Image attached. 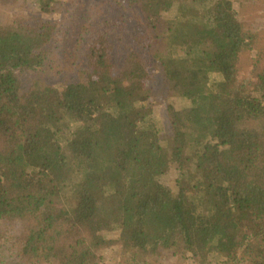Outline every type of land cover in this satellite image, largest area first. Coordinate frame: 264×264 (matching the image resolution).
<instances>
[{
  "label": "trees",
  "instance_id": "obj_1",
  "mask_svg": "<svg viewBox=\"0 0 264 264\" xmlns=\"http://www.w3.org/2000/svg\"><path fill=\"white\" fill-rule=\"evenodd\" d=\"M30 1L0 21V264H264V0ZM132 8L118 65L109 19ZM155 76L187 102H164L169 134Z\"/></svg>",
  "mask_w": 264,
  "mask_h": 264
},
{
  "label": "rangeland",
  "instance_id": "obj_2",
  "mask_svg": "<svg viewBox=\"0 0 264 264\" xmlns=\"http://www.w3.org/2000/svg\"><path fill=\"white\" fill-rule=\"evenodd\" d=\"M21 3L14 5V6L0 4V21L2 22L6 21L10 17H13L17 15L18 13L26 11L27 8L29 9L28 13H30L32 10L31 1L22 0ZM55 3L60 11L54 12L50 15H45V18H48L51 20H60L63 14H66L70 8V0H56ZM123 15H124V18L122 21V25H116L114 23L118 16V11L112 12L110 15V19H109V28L111 30L110 38H112L111 40L114 45L113 60L118 65L121 63L122 57H124V55L126 54L127 46L132 44V36L134 38V35L137 33V31L140 30V26H141V14L138 10L132 8L128 11H125ZM241 16L243 17V15ZM249 25H252V24H249ZM255 44H256L255 49L257 48L263 49L264 31H260L259 36L257 38V42ZM250 53L247 51L243 52L241 54L242 60L249 58ZM74 54H75L74 51H71L70 55H74ZM71 59L73 58L71 57ZM242 68H244V71H245V67H242ZM85 69L86 68H85L84 60L81 57L77 56L75 59V63H70L68 60H60V61L58 60V62H56V65H52V69H49V72H47L46 70H40V71H35L31 73H26V74L23 73L22 83L23 85H26L27 82L31 79V77L33 78L42 77L44 78L45 81H48V82H56L55 80L63 81L64 79L69 80L71 79V77L77 78V76L82 75L83 71L85 73ZM65 70L70 73L69 76H62L61 73L60 74L57 73L59 71H65ZM211 76L214 78H218V76H216L215 74ZM152 84L155 86V89H154V92L156 95L155 98L159 101L157 106L154 107L155 108L154 109L155 119L157 120L159 126L161 125V127L163 128L164 130L163 132L165 134H169L171 131V128H170L171 126H170V122L168 119V115L166 113V107H165L164 102L172 103L176 109L182 108L183 106L187 104V102L185 101L184 98H181V97L166 96V90H164V88L162 87L161 80L158 76L154 77V81H152ZM168 173L169 174L163 177V182L166 183L167 185L175 177L174 171H171ZM116 256L117 255L113 250H106L105 252L102 253L101 264H114L117 261ZM174 259L173 261L170 258L168 260L171 261L172 264H180L178 262H175Z\"/></svg>",
  "mask_w": 264,
  "mask_h": 264
}]
</instances>
